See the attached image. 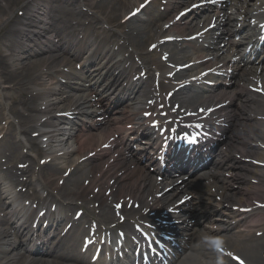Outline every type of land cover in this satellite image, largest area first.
<instances>
[{"label": "bare ground", "instance_id": "obj_1", "mask_svg": "<svg viewBox=\"0 0 264 264\" xmlns=\"http://www.w3.org/2000/svg\"><path fill=\"white\" fill-rule=\"evenodd\" d=\"M78 2V5L85 6L90 11L94 12L96 17L107 24L123 25L121 29L126 40L132 38L133 46L132 54H138L142 51L140 46L148 43V46L160 40L161 37L167 34H161L158 30L148 32L145 26H133V20H141L144 12L148 9L146 6L142 12L134 18L127 19L128 14L140 7L147 0H69ZM188 1V0H185ZM261 2L260 4H258ZM59 4L58 0H0V118L5 117L8 121H15L19 117L17 125L21 131V135L27 132L26 127L33 125L31 137V147H36L42 151L43 155L39 158H49V162L45 166V182L53 188L65 187L73 188L80 180L89 181V188L85 191H92L93 194L99 195L98 199L118 200L127 202L132 201L130 208L134 209L133 204H139L138 212L148 209L153 206L151 196L158 192L153 182L142 181L138 177L133 182L127 181L131 174L125 173V169H120L109 177L113 170L108 171V160L100 162L95 159L92 168L85 169L84 163H79L78 160L94 151L95 148L103 144L107 139L102 133L94 135L92 140L87 143L73 159L69 153L70 144L75 143L77 146L81 144L78 136L82 134L79 128L72 125L70 128L64 122V118L57 117L58 113L72 111L78 118L82 115V109L89 103L84 97L69 96L73 92L72 85L61 86L54 82L53 74L59 66L65 65L61 59L51 57L52 60L35 59L30 62H25L28 55L31 53L38 54L42 49L40 45L33 44L39 42L38 32L35 28L41 24L45 18V14L53 11L54 5ZM178 13V12H176ZM216 24L221 26L225 21V26L221 36L215 40L209 33L205 36L203 44L197 49L196 60H201V63L192 67L199 68V72L214 67L216 70L223 72V75L216 78L218 82V92H211L209 100L215 104L229 101L228 108H222L218 111V117L215 121L233 125L237 128L232 135L231 144L226 146L220 152L219 160L216 161V170L213 172V177L222 183L217 194L221 196V200L217 201L214 194L211 193V186L204 184L196 199L191 202V208H200L203 212V218L207 219V233H213L214 241L220 242L225 236L230 233L232 241L235 244L233 249H239L246 253L247 257L253 259L258 255L259 248L257 245L240 246L238 240L248 239L253 240L252 231L256 228L264 229V209L254 208V202L264 203V98L256 93L251 92L247 85L249 77L255 74L246 69H241L240 64L245 59L246 47L242 50V41H236L235 35L243 34L247 43H253V39L258 35L256 25H252V21H264V0H227L220 10H216ZM197 14H193V19ZM189 20L186 18L183 22L174 25L173 29L186 33L189 30ZM125 22V23H122ZM233 22V27L228 26ZM235 23V24H234ZM228 24V26H227ZM57 22L53 23L56 28ZM124 27H126L124 29ZM136 29H138L137 32ZM145 32V35H144ZM198 31H192L193 34ZM58 34L62 36V46L65 44L64 32L58 30ZM50 41V40H49ZM28 42V45L27 43ZM222 42H225L222 45ZM88 42H85V47ZM187 45L195 47L196 41L188 42ZM54 47H58L55 45ZM164 51L169 55V61L174 64L181 63V59L186 58L184 54L178 56L177 53L169 46H163ZM6 53V54H5ZM211 57L212 60L206 58ZM145 59V58H144ZM237 59V60H236ZM239 59V60H238ZM156 58H149L148 61H155ZM235 60V61H234ZM50 61V62H49ZM134 61L131 62L129 68L120 69V66H113L111 71L117 73L119 79H123L127 84L122 92L133 89H140L145 81H132L129 76L132 70L136 67ZM161 69V86L168 87L165 83L163 73L167 70L165 64L159 63ZM231 70L232 78L227 79ZM16 81L14 87L9 83ZM264 84V81H263ZM254 86V84H252ZM204 87L203 85L201 86ZM10 89L21 90L28 96V101L31 103L32 110L29 114L13 108L10 112L5 106V97ZM89 95L98 96L97 101L104 103L109 101V96L103 92L104 97L98 92L97 87L93 86L88 90ZM143 92H151L149 85L144 86ZM27 99L20 98L18 104L22 106L26 104ZM206 101H204L205 103ZM120 115L114 113L111 115V110H107L103 116L100 112L91 111L88 115L90 128H101L109 122L110 118L115 123H118L126 116L133 118L136 115L132 109L121 108L117 109ZM32 112V113H31ZM117 116V117H116ZM116 117V118H115ZM218 140V138H215ZM1 155V154H0ZM246 158L250 159V163L242 161ZM77 162L74 169L73 165ZM118 164L114 169L121 167ZM66 176L65 182L59 186V180ZM229 176V177H228ZM136 178V177H135ZM105 181L103 182V180ZM98 181H100L98 183ZM230 188V189H229ZM95 189L98 191L95 193ZM229 189L230 194H225L224 190ZM232 189V190H231ZM108 192V195H106ZM191 193V190L187 191ZM5 187L0 181V200L4 196ZM75 196V195H74ZM73 196V197H74ZM226 202L231 206H227ZM186 204L178 207L180 211L186 209ZM233 205L250 206L253 211L247 214H242L232 209ZM1 211V210H0ZM192 211V210H191ZM189 211V212H191ZM61 213L64 210H60ZM11 214V213H9ZM177 219L184 224L187 220L185 214H178ZM9 221V220H8ZM254 221V224H250ZM3 223V218H0V224ZM187 226L179 233L182 246L188 245L193 251L196 247L192 244V237H187ZM199 238H195V241ZM8 236L0 229V246L8 243ZM203 246V244H202ZM240 246V247H239ZM205 249V248H204ZM0 255L2 252L0 251ZM211 258V254L208 253ZM2 259V258H0ZM225 259V258H223ZM226 260V259H225ZM228 261V260H226ZM1 261L0 264H4ZM196 258L191 254H184L179 260V264H195ZM231 263V261H230ZM257 264H264V260L256 261ZM25 264V262L21 263ZM36 264H50L47 261H40ZM202 264V263H198ZM205 264V263H204Z\"/></svg>", "mask_w": 264, "mask_h": 264}, {"label": "snow or ice", "instance_id": "obj_2", "mask_svg": "<svg viewBox=\"0 0 264 264\" xmlns=\"http://www.w3.org/2000/svg\"><path fill=\"white\" fill-rule=\"evenodd\" d=\"M155 47V46H154ZM241 264H242V262H241Z\"/></svg>", "mask_w": 264, "mask_h": 264}]
</instances>
